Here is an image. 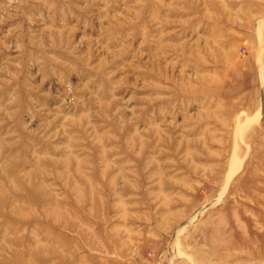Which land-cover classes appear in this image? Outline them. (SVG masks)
<instances>
[{
  "label": "rangeland",
  "instance_id": "rangeland-1",
  "mask_svg": "<svg viewBox=\"0 0 264 264\" xmlns=\"http://www.w3.org/2000/svg\"><path fill=\"white\" fill-rule=\"evenodd\" d=\"M0 264H264V0H0Z\"/></svg>",
  "mask_w": 264,
  "mask_h": 264
}]
</instances>
